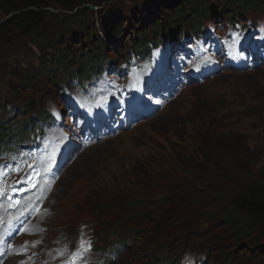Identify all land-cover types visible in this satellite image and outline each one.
<instances>
[{
	"label": "rangeland",
	"instance_id": "rangeland-1",
	"mask_svg": "<svg viewBox=\"0 0 264 264\" xmlns=\"http://www.w3.org/2000/svg\"><path fill=\"white\" fill-rule=\"evenodd\" d=\"M155 1L119 0L114 4L116 12L120 10L122 13L120 19L123 20V28L130 27L125 16L130 17L135 7H141L142 12L139 16L146 17L148 12L144 9L145 4H152ZM103 8L110 10V5L109 7L104 5ZM54 11L65 13L60 10ZM195 13L189 14L188 20L195 19ZM136 25L139 27L140 24ZM95 26L97 28L98 24ZM181 28L182 25L179 26V29ZM135 31L130 29L132 33ZM19 37L20 35L13 43L15 56L10 60L0 58V101L3 103L4 111L0 120L7 122L0 132L8 136H0V140L3 141L23 136L26 129L20 127H24L26 123L29 126L30 121L33 124L37 122L36 119L27 117L26 113L20 115V112H23V105L27 102L46 110L49 103H57L60 100L61 94L57 89V83L69 78L67 72H71L67 71L64 65L61 67L59 60L54 59L56 55L50 56L51 51H60L58 46L50 50L49 43L46 44L42 40L18 39ZM129 37L130 35L126 34L124 41H128ZM84 42L86 43V40ZM120 48H124V45L108 43L105 54L95 60L93 65H98L103 58L108 61L117 60ZM90 54L92 53L87 54L88 59H93ZM186 59L189 61L188 57ZM3 62L4 66H1ZM42 63L43 67L40 66ZM16 68L23 71L33 68L39 71L30 87L32 90L18 91L14 87L21 81L13 75ZM83 68L86 69L85 65ZM261 79L264 80V73L227 74L219 80L199 86L190 85L179 97L167 103L160 111L162 113L154 119L123 132L116 138L88 148L69 168L51 195L49 203L53 214L45 222L49 226V238L55 237L58 232L62 233V236L64 232L73 234L83 223L87 225L82 226L91 229L96 223L87 213V209L103 201V192L121 196L128 186L134 188L139 183L153 182L160 185L164 191L183 193L190 186L185 185L184 189L181 184H188L193 175L194 180L207 175L203 182L209 183L213 176L216 178L217 171L223 170L226 173L223 167L225 162L235 161L238 166L240 159L238 149H241L247 160H253L252 177L264 178V83ZM12 122L13 124L9 125ZM9 142L10 140L7 143ZM205 154L208 155L207 159L213 162V167L210 164L205 165ZM131 168L145 173L144 177L135 182L130 180L127 182L123 173H127ZM228 174L231 176L230 172ZM113 176L117 177L115 182L112 181ZM242 184L243 181L237 176L227 180L219 179V183L215 182V187L235 191L236 187H241ZM192 201L196 202L197 198L194 196ZM175 203L176 209L180 212L169 222L170 229L166 234L161 226L152 228L151 223H156L157 214L151 206L134 209V214L142 221L143 228L136 227L134 230L125 226L120 229L125 234L123 237L132 235L133 241L126 240L129 250L124 258L115 264H148L154 248L165 246L168 234L181 236L186 230L199 226H201L199 232H204L209 242L216 240L225 248L237 246L236 235L225 229L224 221L217 217L218 210L213 209L210 202L206 209V219L199 220L198 223H189L190 217L185 203H181L179 199ZM105 213L106 217L115 218L119 214L117 204H111ZM124 218L116 219L115 223H128ZM134 225L135 223H131L130 226ZM261 239L264 240V235ZM28 240L32 241L29 246ZM38 240L34 234L29 238L22 234L8 242L9 245L5 246V264H43V256L35 259L33 257V251L40 249ZM249 242L258 243V240L248 239L247 236L245 243ZM202 245L201 240L194 238L186 248ZM101 246L102 243L97 245V249L100 250ZM12 247L17 251L14 259H11L8 253ZM253 254L259 257L262 253ZM214 255L216 253L213 257Z\"/></svg>",
	"mask_w": 264,
	"mask_h": 264
},
{
	"label": "trees",
	"instance_id": "trees-1",
	"mask_svg": "<svg viewBox=\"0 0 264 264\" xmlns=\"http://www.w3.org/2000/svg\"><path fill=\"white\" fill-rule=\"evenodd\" d=\"M119 0H0V58L10 60L15 56V50L13 43L18 35V39H33L42 40L49 43V49L52 50L55 46L60 48V51H51L50 56L55 60H59L61 67L63 65L66 69L75 65L77 59V52L80 51V59L84 57V47L81 42V35L84 33H90L95 30V24H98V28L104 29L105 33L113 35H124L122 29L123 20L122 13L116 12L114 4ZM219 0H156L153 4H145V10L148 15L143 17L139 16L141 7L137 6L131 12V16L134 20L141 22L140 27L136 32L138 40L142 35L147 36L149 34L155 35L160 30L172 26L168 24L170 21L168 18L176 15L175 18L182 24L192 22L188 20V14L195 13V21L201 15L205 16L204 10L208 3L217 4ZM255 1V0H253ZM262 1V0H259ZM246 3V0H243ZM223 3V1H222ZM92 4L95 7L108 6L110 10H97L90 9L87 5ZM228 4V1H225ZM149 5V6H148ZM155 6V7H153ZM153 7V8H151ZM159 8V11H158ZM54 10L65 11L55 12ZM71 17V19H69ZM5 19V20H3ZM168 21V22H166ZM51 22V25H49ZM147 25L151 29L145 28ZM167 25V26H166ZM154 30V31H153ZM54 31L55 33H53ZM96 41L103 46V42L100 38L96 37ZM51 42V43H50ZM75 44V45H74ZM79 44V45H78ZM92 53V51H89ZM93 56V55H91ZM50 63L52 62L49 60ZM87 66V60H83L80 63L79 68L76 69L79 74L83 72V66ZM1 66H4V62ZM40 66H44L42 63ZM87 68V67H86ZM49 71L51 68L48 69ZM39 71L33 68H28L23 71L15 69L13 75L19 78L21 81L16 83L14 87L20 91L32 86V82L36 79ZM44 74H48L44 72ZM82 75V74H79ZM18 79V80H19ZM1 100V99H0ZM3 103L0 101V116L3 115ZM29 104L26 105V110H30ZM34 112V111H33ZM44 116L42 114L39 117ZM6 122L0 121V129L5 127ZM33 125L32 123L27 126L24 125L28 131ZM3 132H0L2 135ZM234 151L232 152V156ZM238 155L240 157L238 166L235 161L225 162L223 167L226 173L221 170L217 171L216 178L213 176L209 183H204L203 179L207 175L200 176L197 180H194L195 176L191 178L190 185L191 191L198 193L202 200L207 198L206 193L213 195L214 201L218 199L222 202V220L233 228V233L238 237V242H242L245 237L250 239L256 236L255 240L258 243H262V235H264V178L252 177V168L254 167L252 159H246L243 156L241 149H238ZM205 165L210 164L213 167V162H210L207 158L208 155H204ZM251 164V165H249ZM233 170V171H231ZM254 170V169H253ZM230 172L231 176L228 174ZM145 173L135 171L133 168L129 169L127 173H123L126 181L135 182L139 178H143ZM239 177L243 184L241 187H236L235 191H225L222 188L215 187V182L219 183V179L227 180L228 178ZM117 177H113L112 181L115 182ZM161 186L153 182L139 183L136 187H129L126 192L121 196H117L115 193L109 195L104 193V199L101 204L96 206V212L100 210L106 215L105 210L108 209L111 204H117L119 208V214L127 211H134L137 207H149L153 205L156 210V223H169V219L172 215L179 212L176 209V200L180 199L181 203H193L192 197L188 196V190L183 195L176 194L174 191H164ZM170 194V199L161 204L160 206L155 203V196H162L163 194ZM204 194V195H203ZM209 196V195H208ZM94 209V210H95ZM108 220V219H107ZM105 220V223L107 222ZM165 229V228H163ZM256 234H261L256 235ZM254 240V239H252ZM256 246V243H254ZM227 257H231L232 253L229 250L226 254Z\"/></svg>",
	"mask_w": 264,
	"mask_h": 264
},
{
	"label": "clouds",
	"instance_id": "clouds-1",
	"mask_svg": "<svg viewBox=\"0 0 264 264\" xmlns=\"http://www.w3.org/2000/svg\"><path fill=\"white\" fill-rule=\"evenodd\" d=\"M222 1H223V3H222ZM225 1L226 0H219L218 2H216L217 4H213L212 2L208 3L205 6L206 9L204 10L205 16L201 15L200 17L197 18V21H195L193 19V22H196L197 26H201V24L204 21L210 19V23L212 24L211 30L208 28H199L196 31H193L194 33L193 32L189 33L190 31H189L188 23H186V25L184 26V24H182L181 22H179L178 19L175 18L176 15H174L171 18H168L169 21H172L171 23L169 22L168 24H172V26H169V27L165 28L164 30H160L155 35L149 34L145 37H143L144 35H142L141 39L139 40L140 41L139 43H142L143 41H147L149 43L151 39H155V38L159 39V38H162V36L166 37V35L169 31L172 32L174 30H175V37L177 34H180L181 36L187 34V36L184 40L173 41L172 48H173V51L175 53V56L178 58L179 57H185L186 55L191 57L192 55L190 53H192L194 55H198L199 53H203L206 51L208 53H214V52H212L213 51L212 49L216 50V48L222 47V45L220 44V43H222L221 38H224L226 40L223 43V48H222L223 54L222 55H214V57L211 58V60H210L211 63H213L212 68H214V67L218 68L221 64H223V63L226 64L225 61L227 59H229L230 57L236 56L238 59V63H241V65H242V69H241L242 71L236 72L234 70H230V72H228V73H224V74L219 73L214 78L204 80V82H202V83L189 84L182 92H184L190 85H197L198 84L197 86H199V85L204 84V83H209V82H212L215 80H219L227 74L243 73L244 75H247V74H262V73H264V58H263L264 57V0H262V1L246 0V3H244L243 0H227L228 1L227 5L225 4ZM87 6L92 10L95 9L94 11L104 10L103 6L98 7V8L92 4H88ZM166 22H168V21H166ZM196 23H195V25H196ZM138 24L141 25V22L139 21ZM189 24H191V23H189ZM181 25L183 26V28L179 29V26H181ZM147 27L148 26L145 25V28L149 30V33H151L152 30L147 28ZM130 29L136 30L135 33H133V34H134L135 41H137L138 37L136 36V32L138 30V26L137 27L131 26L128 30L125 29V32H124V35L122 38L115 36V35L111 36L110 34H107V33H105L104 29L100 30L98 28V26H97V28L95 27L94 31H92V32H94L95 36H93V35L91 36L90 33L88 35L92 38V40L94 39V42L97 45H100V43H98L96 41V37L100 38L102 40L103 46L108 47V43L115 42V39L122 41V39L124 40V36L126 34L131 35L132 32H130ZM220 29L224 30L222 32V34L218 32V30H220ZM96 30H98V33H96ZM104 33L106 34L105 37L103 36ZM210 34L217 36L218 38H213V40H211V38L209 37ZM81 41H83L82 37H81ZM90 42L91 41H86V43H84V45L86 44L85 46L87 47V46H89ZM152 42L154 44H156L155 41H152ZM216 51H220V50H216ZM185 63L186 64L188 63L187 59L185 60ZM186 67H189V66L186 65ZM66 70L68 71V69H66ZM67 74L71 75L70 72H67ZM262 81L264 83V80H262ZM167 82L170 83L169 80H167ZM24 90H32V89L30 87H28ZM182 92L180 93V95L182 94ZM27 104H29L31 107V109L28 111L26 110ZM40 109L41 108L39 106L37 107V105L31 104L30 102H27L25 105H23V112H20V115H24L26 113L27 117H29V118L32 117V119L33 120L36 119L37 122L35 124H33V122L30 121L29 124L32 123L33 126L31 128H29L28 131H25V134L23 136L16 138L17 140H21V142L25 141V139L27 138L26 136H27L28 132L30 130H33L35 128V126H37V124L39 123L40 117L38 115L42 114L44 116H41V117H45V118L49 117V115L46 112H44V113L40 112ZM43 110L47 111L44 108H43ZM161 113L162 112H160L158 115H160ZM62 114H63V112H62ZM37 116H38V118H37ZM155 117H153L151 119H145L144 121H142L140 124H138L134 128L139 127L142 123L149 122L150 120L154 119ZM0 121L2 122L5 120H0ZM23 123H25V121ZM12 124H13V122L9 123V125H12ZM134 128L125 130L124 132L130 131ZM23 129H26V128H23ZM4 135L5 134H2L0 136L4 137ZM5 136L8 137L7 135H5ZM114 138H116V137H114ZM111 139H113V138H111ZM111 139H107V140H111ZM9 140H10L9 143H12L15 141L14 138H10ZM8 141L0 140V146H2L3 144H6ZM98 143H100V142H98ZM98 143H96V144H98ZM96 144H94V145H96ZM90 147L91 146L85 147L83 150H81L79 153H77V156H78L77 159L72 164L67 165L66 169L62 172V174L58 178V180H56L52 183L51 189L46 191L44 196H40V199L42 200V202L37 205L38 211L34 216H32V218L30 219L31 221H29V223H45L48 220V218L53 214V210L50 207L49 200L51 199V195L54 192L55 187H57L56 185L59 184L60 180L66 175L69 168L78 160L80 155H82ZM3 161H5V160H3ZM5 162H13V159H10L9 161H5ZM14 170L15 169H11V171L8 173V175L11 172H13ZM15 175L16 174L12 173L9 175V177H14ZM113 177H115V176H113ZM181 185H183V187L185 189V185H188V184H181ZM128 188H129V186H128ZM28 193H30V192L28 191ZM175 193L178 194L179 192H175ZM184 193H185V191L183 193H180V194L183 195ZM187 193H188L189 197L194 198V196H195L197 198L196 202L185 203L187 213L189 214V217H190L189 223H198L199 220H205L206 219V215H207L206 209H207V205L209 202L211 203L213 209L218 210L217 217L222 220L223 207H222V202L219 199L217 201H214L213 195L206 193L207 198L202 200V197H200L198 193L195 194V192L191 191L190 188H189ZM158 198H162V199H158ZM169 199H170V194L168 193V194H163L162 196H155L154 201H155V203H157V205L160 206L161 204L167 202ZM101 203H102V201H101ZM101 203H96V204L92 205L89 209H87V213L93 217L94 223H105V220H107V219L108 220L106 223H115L116 219L118 220V219L123 218V217H125L124 220H126L128 223H142V221H140L138 215H135L134 211H131V210L127 211V212H122V213L118 214L115 218H108V217H106V215L101 210H100V212H96V211H98L95 209L96 206L101 204ZM150 206L154 210H157V208H155L153 205H150ZM179 212H177L176 214H174L170 218H168L169 221H172ZM143 218H147V217H143ZM119 223H122V222H119ZM224 223H226V222H224Z\"/></svg>",
	"mask_w": 264,
	"mask_h": 264
},
{
	"label": "snow or ice",
	"instance_id": "snow-or-ice-1",
	"mask_svg": "<svg viewBox=\"0 0 264 264\" xmlns=\"http://www.w3.org/2000/svg\"><path fill=\"white\" fill-rule=\"evenodd\" d=\"M4 174L3 173H0V177H2ZM24 181H20L19 183H23ZM3 188L4 186L2 184H0V194H3V195H7V193H5L3 191ZM17 254H21V253H17Z\"/></svg>",
	"mask_w": 264,
	"mask_h": 264
},
{
	"label": "bare ground",
	"instance_id": "bare-ground-1",
	"mask_svg": "<svg viewBox=\"0 0 264 264\" xmlns=\"http://www.w3.org/2000/svg\"><path fill=\"white\" fill-rule=\"evenodd\" d=\"M191 77H192V75H190ZM192 79H195V78H192ZM44 111V110H43ZM43 111H41V112H43ZM39 116V115H38ZM38 116H37V118H38ZM106 141V140H105ZM109 141V140H108ZM102 142H104V141H102ZM94 146V145H93ZM77 147V146H76ZM75 147V148H76ZM92 147V146H91ZM19 230H21V228L19 229ZM16 237H9V238H6V241L7 242H12L14 239H15Z\"/></svg>",
	"mask_w": 264,
	"mask_h": 264
}]
</instances>
